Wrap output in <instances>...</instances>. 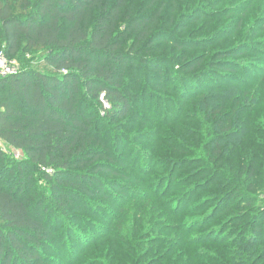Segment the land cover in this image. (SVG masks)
<instances>
[{
	"label": "trees",
	"instance_id": "16d2710c",
	"mask_svg": "<svg viewBox=\"0 0 264 264\" xmlns=\"http://www.w3.org/2000/svg\"><path fill=\"white\" fill-rule=\"evenodd\" d=\"M1 51L0 264H264V0H0Z\"/></svg>",
	"mask_w": 264,
	"mask_h": 264
},
{
	"label": "built area",
	"instance_id": "2783aa9c",
	"mask_svg": "<svg viewBox=\"0 0 264 264\" xmlns=\"http://www.w3.org/2000/svg\"><path fill=\"white\" fill-rule=\"evenodd\" d=\"M17 72V67L15 62H10L6 54L0 52V78L13 75Z\"/></svg>",
	"mask_w": 264,
	"mask_h": 264
},
{
	"label": "rangeland",
	"instance_id": "374dc122",
	"mask_svg": "<svg viewBox=\"0 0 264 264\" xmlns=\"http://www.w3.org/2000/svg\"><path fill=\"white\" fill-rule=\"evenodd\" d=\"M7 153H8L9 156L13 157L16 161L23 160V156L17 151H14V150H10L9 151V150H7ZM162 159H163V157H162ZM39 182L42 183V180L39 181ZM261 198L264 201V191H262V193H261Z\"/></svg>",
	"mask_w": 264,
	"mask_h": 264
}]
</instances>
